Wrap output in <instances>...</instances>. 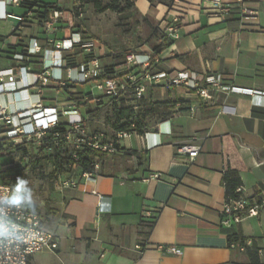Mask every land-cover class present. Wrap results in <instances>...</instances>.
I'll list each match as a JSON object with an SVG mask.
<instances>
[{
	"label": "crops",
	"instance_id": "1",
	"mask_svg": "<svg viewBox=\"0 0 264 264\" xmlns=\"http://www.w3.org/2000/svg\"><path fill=\"white\" fill-rule=\"evenodd\" d=\"M39 1L63 11L65 20L58 23L59 30L47 35L34 14L22 29H13L7 37L0 34V48L8 49L9 43H16L18 50L23 49L32 37L48 47L47 38L62 39L71 31L91 40L80 22L84 0ZM132 1L140 18L148 24L150 20L155 22L160 42L167 24L179 28V36L170 38L171 44L159 54L153 72L191 70L202 81L206 72H212L221 74L227 84L264 92V0H246L257 12L254 18L242 16L237 0H220L232 6L224 11L213 0H172L170 6L164 0ZM26 28H31L30 32L26 33ZM78 49L67 54L75 58ZM140 49L154 51L146 43ZM95 54L105 67L113 66L116 74L127 70L124 59L111 58L115 52H106L95 44ZM6 55L0 60V68L11 65ZM40 61V56L32 57L34 72L40 69ZM54 75L66 79L63 69H55ZM60 79H51L41 93L44 104L74 109L75 103L89 128H100L103 119L97 127L92 122L112 100L95 94L94 82H87L93 85L90 89L85 88L86 83L63 87ZM187 94L184 87L149 88L145 101H167L173 106L178 100L183 106L172 107L171 115L156 113L147 118L143 134L121 140V150L103 155L95 184L81 182L76 188L61 191L54 177L45 213L23 198L59 239L55 252H37L31 264H264L255 250L264 237V207L257 216L232 227L221 224L220 213L226 197L224 172L228 165L238 171L247 194L264 197V95L215 91L204 101ZM93 96L102 99L98 109L94 108ZM24 98L23 103L27 101ZM185 143L199 144L198 156L192 159L180 153L178 148ZM133 151L137 154H128ZM153 174L158 177L151 178ZM93 189L110 196L111 212L97 211L98 197ZM236 237L254 238V247L247 252L231 248L230 241ZM173 245L182 249L181 255L166 250ZM249 251L257 254L258 263H251Z\"/></svg>",
	"mask_w": 264,
	"mask_h": 264
},
{
	"label": "built area",
	"instance_id": "2",
	"mask_svg": "<svg viewBox=\"0 0 264 264\" xmlns=\"http://www.w3.org/2000/svg\"><path fill=\"white\" fill-rule=\"evenodd\" d=\"M22 2L23 0H0V21L13 17L21 22L14 30L22 29L24 22L35 14L32 9L26 10L22 16L7 11L9 6H20ZM213 2L220 11L232 8L231 4L222 3L220 0ZM237 2L240 4L242 16L255 17L257 12L246 4V0ZM64 20L63 11L52 5L43 20L42 28L49 35L58 31V23ZM73 27L72 24L71 28ZM178 29V25L167 24L165 34L169 38H177ZM47 42L49 46L43 47L36 37H32L22 50L14 51L10 56L5 54L11 65L0 68V120L4 123L0 129V140L8 139L15 145L26 147L33 145L38 152L43 150L47 155L59 151V162L51 163L48 167L56 176V188L61 191L76 188L81 182L95 184L100 175L101 157L116 153L121 140L139 133L134 124L129 129L110 132L103 123L100 128L91 130L87 118L77 113L75 103L72 104L74 109L60 105L46 106L41 93L49 87L51 79H60L54 75L55 69L65 71L66 79H60L61 86L72 87L73 84L94 82L96 88L105 96L117 103L125 99L134 111L140 109L147 90L158 86L184 87L188 90L187 96L204 101L210 99L215 91L248 94L253 97L264 95L260 90L227 84L221 74L212 72H206L203 81L198 73L191 70L176 73L153 72L149 68L156 65L160 57L152 50L123 52L127 70L122 75L109 74L95 54L94 42L76 31H71L62 39L47 38ZM9 45L17 46L16 43ZM78 48L85 51L88 57L72 66L67 53ZM36 55L40 56L41 61L40 69L34 72L31 59ZM3 57L4 53L0 48V60ZM32 89L35 91L32 92ZM69 90L73 92V89ZM24 97L27 99L25 103ZM91 100L95 109L101 107L100 97L93 96ZM175 105L180 108L183 101H177ZM190 109L193 111L195 107ZM61 123L66 124L67 132L60 131ZM200 148L199 144L185 143L178 151L194 159ZM86 150L96 153L89 167L82 166L81 155ZM18 163L14 161L6 169ZM157 177L158 174L151 175V178ZM92 193L98 197V212L112 211L110 196L95 189ZM236 194L235 197L226 196L223 202L220 213L221 224L225 227H232L248 217L257 216L264 207V197L247 194L242 185L236 188ZM58 245V236L43 225L40 213L24 203L21 188L6 182L0 173V264H31L35 253L43 250L55 252ZM229 245L240 252H247L254 247V238H234ZM166 250L177 255L182 254V249L174 245L168 246ZM255 250L264 259V237Z\"/></svg>",
	"mask_w": 264,
	"mask_h": 264
},
{
	"label": "rangeland",
	"instance_id": "3",
	"mask_svg": "<svg viewBox=\"0 0 264 264\" xmlns=\"http://www.w3.org/2000/svg\"><path fill=\"white\" fill-rule=\"evenodd\" d=\"M45 2H56L57 0H43ZM132 1V0H130ZM81 2L80 10L83 11L84 16L81 19V25L86 31L87 38L94 40L96 47H103L106 52H115V54H122L123 52H141L140 46L145 44L150 46L153 39L147 38L146 22L140 18L135 11L134 7L129 8V11L133 14L127 19H122L121 15L113 9H107L111 4V0H100L101 8L97 10L94 2L88 4L86 0ZM126 0H119L116 6L120 8L126 4ZM67 3V2H65ZM9 12L15 15L22 16L24 10L19 6H9ZM19 24V20L10 18L3 20L0 23V34L7 37L12 33L13 29ZM25 31L30 32L31 28H26ZM89 36V37H88ZM110 56V55H109ZM107 55L106 58H109ZM114 54L111 56V58ZM123 57H119V60L123 61ZM93 85L86 83L85 88L90 89ZM97 95H103L104 100L108 101L110 98L105 96L103 92L97 89H93ZM113 106L112 104L103 106L95 117L96 122H92L94 127L98 126L100 120H104L107 124V119L112 116ZM3 121L0 120V129L3 125ZM91 125V126H92ZM107 130L111 132L109 125L106 126ZM29 147L28 160L24 161L23 165L26 166V171L18 186L22 190L23 198L32 204L34 208L40 213H45L44 205L48 204V197L51 191L54 190L55 178L51 173V169L44 165V162L37 164L31 163L30 155L37 154L38 150L34 147ZM15 158L11 154L0 155V173L3 178L8 173L6 166H8Z\"/></svg>",
	"mask_w": 264,
	"mask_h": 264
},
{
	"label": "trees",
	"instance_id": "4",
	"mask_svg": "<svg viewBox=\"0 0 264 264\" xmlns=\"http://www.w3.org/2000/svg\"><path fill=\"white\" fill-rule=\"evenodd\" d=\"M119 0H111V4L108 6L107 9H113L121 15L122 19H127L131 17L133 14L129 11V8L134 7L133 1L126 0V4L122 5L120 8L116 6V3ZM152 3H155L154 0H150ZM166 4L169 6L172 4V0H164ZM95 5L97 8H101V2L100 0H94ZM52 5H44L41 4L39 0H23L20 7L26 10L32 9L34 13L39 18L40 23H43L44 18L47 17V14L50 10V7ZM57 7V6H56ZM76 15H79V12H75ZM145 20H147L145 18ZM149 24H146V32H147V38L153 39L151 42L152 48L154 52L159 55L163 51H165L171 44L170 38L164 34L161 35L162 41L160 42L158 40L159 31L156 28L155 22L153 20L148 21ZM19 49V45L17 46H8V49H2L3 53L12 54L14 51ZM22 50V49H20ZM19 51V50H18ZM10 56V55H7ZM76 56L78 57H70L69 64L72 66L77 65L80 61L85 60L88 55L82 50L78 49V52L76 53ZM115 57H123L122 54H115ZM106 71L109 74L114 75H122L121 73L116 74V71L114 70L113 66H106ZM151 71H153V66L149 68ZM178 101V100H177ZM175 101L172 105H170V102H149L145 101V99L141 102L140 109L138 111H134L129 105L125 104V99L121 100L120 103H117L115 101H111V104L113 106V113L112 116L107 119V125L110 126L112 131H119V130H126L129 129L132 124L135 125V130L143 134L147 130V118L153 116L154 114H160L161 116L165 117L168 115L173 114L172 107H176ZM59 129L61 132H67L66 124L61 123L59 126ZM31 147H34L31 145ZM118 149L121 150L120 146H118ZM5 154H11L13 158H15L11 163L14 161H18L19 163L15 165L14 167L7 168L8 173L5 175L4 180L8 183H11L15 186L20 184V181L26 171V166L23 165L24 161L29 157V147L21 146V145H15L11 140H0V155ZM128 154H137V151L128 152ZM96 156V153L91 150H86L82 155V166L83 167H89L93 163V160ZM31 163L37 164L39 162H44V165L47 167L51 163L59 162L60 160V152H55V154L47 155L43 150H40V152H37L35 155H30ZM10 163V164H11ZM54 177L56 178L55 174L52 173ZM224 183H225V190H226V196H237L236 194V188L240 185H242V180L239 176V173L236 169L232 168L231 166H227L224 172ZM237 238V237H236ZM249 257L251 263H258V257L257 254L249 251Z\"/></svg>",
	"mask_w": 264,
	"mask_h": 264
}]
</instances>
